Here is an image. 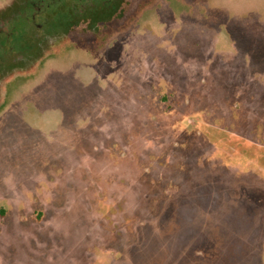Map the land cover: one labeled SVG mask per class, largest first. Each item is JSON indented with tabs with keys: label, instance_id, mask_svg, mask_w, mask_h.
I'll return each instance as SVG.
<instances>
[{
	"label": "rangeland",
	"instance_id": "374dc122",
	"mask_svg": "<svg viewBox=\"0 0 264 264\" xmlns=\"http://www.w3.org/2000/svg\"><path fill=\"white\" fill-rule=\"evenodd\" d=\"M124 2L14 34L0 264H264V0Z\"/></svg>",
	"mask_w": 264,
	"mask_h": 264
},
{
	"label": "flooded vegetation",
	"instance_id": "af4514ba",
	"mask_svg": "<svg viewBox=\"0 0 264 264\" xmlns=\"http://www.w3.org/2000/svg\"><path fill=\"white\" fill-rule=\"evenodd\" d=\"M124 3V0H34L30 11H24L26 14L22 19L10 23L9 28L0 29V52L5 50L3 61L6 62L12 53L9 49L14 47L12 41L15 33H18L21 45L25 37L40 32L43 26L65 25L71 28L78 21H100L103 17L113 20Z\"/></svg>",
	"mask_w": 264,
	"mask_h": 264
},
{
	"label": "trees",
	"instance_id": "16d2710c",
	"mask_svg": "<svg viewBox=\"0 0 264 264\" xmlns=\"http://www.w3.org/2000/svg\"><path fill=\"white\" fill-rule=\"evenodd\" d=\"M96 1H101V2H103V1H110V0H96ZM32 6H33V4L31 3V4H29V6L27 7V9L25 10V12L27 13L28 11H30V9L32 8ZM41 32H42V30L40 31V32H35L34 34H33V37H35V38H37L38 36H40V35H38V34H41ZM15 42H13V44H14ZM33 42H31V44H32ZM33 46H36V44L35 43H33L32 44ZM32 45H30V46H32ZM29 46V47H30ZM31 48V47H30ZM21 47L17 50V48H15V47H13V49H9V52H11L12 51V53H10V56H9V59L8 60H15L16 59V56H17V52H21ZM4 52H5V50H3V52H0V69L2 68V69H4L3 68V66H4V61L3 60H5L4 58H3V56L5 55L4 54ZM26 52V51H25ZM5 214H6V211L3 209V208H0V218H3L4 216H5Z\"/></svg>",
	"mask_w": 264,
	"mask_h": 264
}]
</instances>
